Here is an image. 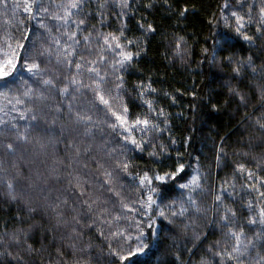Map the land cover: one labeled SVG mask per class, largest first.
I'll return each mask as SVG.
<instances>
[{
    "label": "trees",
    "instance_id": "16d2710c",
    "mask_svg": "<svg viewBox=\"0 0 264 264\" xmlns=\"http://www.w3.org/2000/svg\"><path fill=\"white\" fill-rule=\"evenodd\" d=\"M68 2L35 0L33 12L26 13L25 0H0V52L11 45L22 58L14 74L0 82V107L8 112L7 117L0 112V117L10 121L0 125V145L17 146L15 156L0 147L4 169L0 176L5 180L0 184V253H4L0 264H121L111 251H135V240L113 234L135 237L140 229L149 233L153 220L156 235L144 237L149 248L123 264H219L221 258L215 253L233 243L227 237L229 227L243 230L245 243L254 241L255 250L250 249L244 264H256L258 255H264V226L247 221L264 206V200L248 185L264 177V128L260 127L264 124V24L260 16L264 0H128L127 8L120 6L121 0H85L80 10H73V18L84 19L85 24L77 33L80 44L75 45L72 59L84 56L95 61L104 56V62L97 65L105 76L103 90L115 89L117 76L123 77L120 95L130 118L148 111L139 97V84L156 89L144 98L165 114L150 117L164 129L145 137L155 149L146 145L143 153L130 150L123 155L124 142L104 123L103 106L93 105L92 92L83 89V94H74L75 100L60 94L75 69L57 63V51L60 45L71 43L63 33L75 25L65 26L52 17L63 15ZM41 8L48 11H38ZM184 9L188 11L180 15ZM233 12L244 17L241 31L250 40L236 32ZM42 23L46 27H40ZM148 25L154 31H146ZM121 30L120 42L126 50L140 55L126 69L114 72L111 62L118 57L101 48L103 36H119ZM89 33V40L84 41ZM32 62L40 65L37 76L25 70V64ZM235 68L240 69L239 75ZM89 75L83 72L78 78L91 84ZM44 79H52L55 87L45 86ZM29 88L31 98L23 95ZM15 98L24 100L16 105L18 111L12 110ZM28 108L32 111L26 112L27 119L20 120L19 111ZM78 111L97 122L91 136L84 134L83 124L75 122ZM33 115L35 121L30 119ZM13 123L22 133L27 126V143L16 140ZM150 151L159 156H149ZM122 160L131 165L127 174L117 167ZM180 164L185 172L167 184L156 182L154 186L161 190L159 196L154 195L156 204L150 210L141 208L147 189L138 190V176L146 171L164 175ZM241 164L256 173L254 181L237 172ZM105 171L112 172L110 185L105 183ZM17 172L22 178H17ZM74 176L84 182L88 195L81 196L69 184ZM193 176L199 177V188L179 187ZM7 181L15 186V201L7 195ZM89 195L97 200L90 213L83 204ZM217 195L222 202L216 201ZM65 199L68 203H61ZM121 199L139 211L121 208ZM249 201L252 208L247 206ZM182 207L187 209L183 216L172 215ZM226 208L236 212L228 222L221 219ZM161 210L164 216L159 215ZM257 233H262L260 238Z\"/></svg>",
    "mask_w": 264,
    "mask_h": 264
},
{
    "label": "snow or ice",
    "instance_id": "6c2138e0",
    "mask_svg": "<svg viewBox=\"0 0 264 264\" xmlns=\"http://www.w3.org/2000/svg\"><path fill=\"white\" fill-rule=\"evenodd\" d=\"M35 3V0H33L32 3H28L27 0H25V3L23 5V10L26 13H32L33 12V4ZM85 3V0H69L67 5L63 6V15H55L52 18L62 22L63 25H75V29L72 31H66L63 33L64 36L67 37V41H70L71 43H68L67 46L60 45L58 51H57V63H62L65 65L66 68H74L75 74L72 75L69 79V83L65 85L62 89H59L60 94L62 96H69L71 95L73 100L76 99L75 93H82L83 89H88L90 92L94 94L93 99V105H102V110L105 112L106 120L104 123L107 124V127L111 129V133L116 134L117 136L121 137L123 140V154H126L127 151L134 150L137 152H145L146 145H151L153 149H155L156 145L151 144L150 140L145 139L148 133L150 132H156V131H163L164 129H161L159 124L155 123L150 117L153 113H155L157 116H164L163 110H160L157 112V110L153 106V101L151 99L144 98L146 93L149 92H155L156 89L151 86V84L144 85L139 84L137 85V88L140 89L139 91V97L142 99L143 104L147 106V113L143 114L142 116H137L135 118H130L129 116V108L126 103L123 102V97L120 95V91L123 89V77L117 76V80L119 83L116 84L115 89H110L107 92L103 90V84L105 82V76L101 75L100 69L97 66L100 63L104 62V56L101 55L97 58L95 61H90L84 56H80L78 60H73L72 57L76 55L75 51V45L80 44V40L77 39V33L83 31L82 26L85 24L84 19H74V11L73 10H80ZM5 6H7L5 4ZM122 8H127L129 6L128 0H121ZM100 8L104 7V4L99 5ZM44 11L47 12L48 9L41 8L38 9V11ZM188 9H184L181 11L180 15H184L185 12H187ZM232 15L235 17L237 28L236 32L243 36L245 40H250L251 37L244 35V33L241 31V29L245 26L243 21L244 17L238 16L235 12L232 13ZM260 16H261V23L264 24V7L260 9ZM34 18L33 16H29V19ZM103 23V21H101ZM40 27H46L43 23L40 25ZM146 31H154L151 25H148ZM259 30V29H258ZM91 33H89L88 36H84V41H88ZM123 36V31L121 30L120 35H116L113 33H109L106 36H103V45L101 48L102 52H114L115 56L118 58H114L111 62V67L114 72H119L120 70L126 69L127 66L131 65L132 62L136 57L140 55L139 52L133 53L131 51L126 50V46L123 45L120 40ZM56 43L59 45V40L56 41ZM129 44L133 43L132 41H128ZM87 46V45H86ZM19 48H23L24 45H17ZM179 48V45L177 46ZM7 50L0 52V56L3 57L2 60H0V82L7 81V79L14 74L15 68L17 66V63L21 61V57L16 53V50L12 48L11 45H6ZM116 50H119L118 52ZM45 53L48 55H51L48 50H45ZM45 53H42L45 54ZM26 59V58H25ZM248 63H251L249 60ZM25 70L31 74L32 76H37L40 74L41 69L40 65L38 63L32 62L31 64H25ZM255 71V69H253ZM83 72L89 73V79H91L93 82L91 84L84 83L80 77ZM234 72H236L237 75L240 73L239 68H235ZM42 83L45 86H52L55 87V84L52 79H44ZM232 91L235 92V89ZM113 92H116L115 95H113ZM4 95V99L7 101V103H12V100H10L6 94ZM23 95L25 97L31 98L32 97V89L29 88L26 90ZM243 100V97H241ZM24 104V100L15 98V103L12 104V110L18 111L16 108V105H22ZM72 105H68L69 112L72 111ZM32 111L30 108L26 109L25 111H19V119L25 120L27 119L26 112ZM0 112L3 113V117L8 116V112L5 111L4 107H0ZM3 117H0V125H6L9 124L10 121L4 119ZM31 120L35 121L37 117L35 115L31 116ZM75 122L77 124H83L85 126V132L84 134L87 136L92 135L93 127H98V124L96 121L93 120L92 116L89 115L87 112H80L78 111L75 114ZM259 123V122H258ZM261 128H264V124H260ZM12 129H16L15 138L19 142H28V137L26 135L27 126H25V132L22 133L17 128L16 124H11ZM103 131V129H100ZM139 132L142 135L137 137L136 133ZM0 134H2V130H0ZM131 146V148H128L127 146ZM0 147L6 148L7 154H10L12 156L16 155L17 152V146H14L12 143H8L6 145H0ZM161 150L163 151V146H160ZM222 151V150H221ZM149 156L158 157L159 153L156 151H150L148 152ZM219 159V157H218ZM117 167L124 172L125 174L128 173V169L131 167L128 160H122L117 164ZM3 161H0V172H3ZM185 172V167L183 164H180L173 172L171 173H165L164 175H158L155 172H152L151 174L149 172H144L142 175L138 176V190L139 189H147V196L146 200L141 201V208L143 209H152L153 205L156 204L155 196L160 195V189L155 187V183L159 182V184H167L169 181H175L182 173ZM237 172L241 175H245L249 181H254L256 179V173L253 171L248 170L243 164H241ZM17 178H22L20 176V173L17 172ZM105 183L106 184H112L113 177L112 172L105 171ZM5 180L3 176H0V184H4ZM83 183L79 176H74L72 179L69 180V184L72 185L75 189L80 191L81 196L88 195L86 191L83 188ZM8 192L7 195L10 197L11 200L15 201L17 199V196L15 194V186L11 181H7L6 183ZM179 187L182 189H190L195 190L200 187L199 184V177L193 176L192 179L186 183V184H179ZM251 191H255L259 194V198L261 200H264V191L261 189L264 188V177L259 178L258 183H251L248 185ZM111 190V189H110ZM223 191H227V189H223ZM114 195L117 197L120 196L119 192H114ZM217 202H222L221 196H216ZM63 204H67V199L61 201ZM121 208L126 209L128 212H135L139 211L138 209H135L133 207H130L129 204L125 203L123 199L119 201ZM189 203L195 207V201L189 197ZM83 204L86 205L87 211L90 213L93 211L94 205H97V200L92 199V197L89 195L88 199L83 201ZM249 208L253 207V204L251 201L248 202L247 205ZM56 208L60 207V204L55 205ZM29 211H33V209H29ZM107 209H105V212ZM187 211L186 208H181L178 213L174 212L172 215H180L183 216L185 212ZM196 211H200L199 208H196ZM225 215L221 217L222 220L225 222H228L230 217H235L236 212L233 211L230 208L225 209ZM160 216H164L165 213L161 210L159 212ZM121 217L117 216L115 219L119 220ZM134 219V217H133ZM73 220H76L77 223H79V220L76 217H73ZM59 222V221H58ZM250 225H256L259 224L261 226H264V206L259 207L258 212L255 216L250 218L247 221ZM155 224V221L153 220L152 224H149L148 227L151 230L149 233H145L142 229L139 231V235L135 237L131 236H124L123 232H116L114 233V237L120 238L123 237L127 241L135 240V251H129L128 254H123V249L120 251H117L113 249L111 251V255L116 256L118 260L123 264V262L128 261L130 256H135L137 254H143L145 253L146 249L149 248V245L145 242L144 237L146 235L155 236L156 232L153 228ZM75 231V230H73ZM262 233H257V237L260 238ZM227 237L231 238L233 243L230 248H224L220 251H217L215 253L216 256H219L221 259L219 261V264H244V258H246L249 255L250 249L255 250V243L252 240H249L247 243H245V233L243 230L240 231H233L231 227H229V231L227 233ZM3 241L0 240V244H2ZM29 250H31L29 246ZM4 255V253H0V256ZM8 255H11V253H8ZM15 259H19V257H14ZM179 259V257L177 258ZM202 264H206V262L202 261ZM256 264H264V255H258Z\"/></svg>",
    "mask_w": 264,
    "mask_h": 264
}]
</instances>
